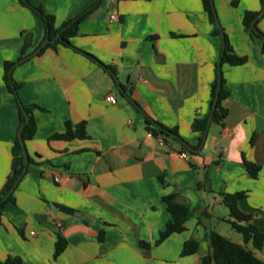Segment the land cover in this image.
Listing matches in <instances>:
<instances>
[{"label":"crops","instance_id":"1","mask_svg":"<svg viewBox=\"0 0 264 264\" xmlns=\"http://www.w3.org/2000/svg\"><path fill=\"white\" fill-rule=\"evenodd\" d=\"M30 2L54 17L55 28L79 20L78 32L70 46L55 44L16 65L23 50L29 56L45 42L46 25L20 0H0V192L21 129L6 63H15L21 103L40 107L33 112L36 133L25 142L30 163L1 211L0 263L20 257L24 264H202L214 231L264 261V247L231 232L223 198L246 192L238 208L264 234V42L243 25L246 12L263 10L262 0H214L234 53L247 57L243 65H222L229 93L223 124H209L223 40L201 0ZM258 21L264 33V15ZM207 116L200 143L193 122ZM147 120L179 138L161 145ZM67 121L85 122L86 138L51 139L66 132ZM246 163L262 167L257 178ZM173 193L191 214L184 232L157 245L172 218L163 197ZM60 236L68 246L55 259ZM190 239L200 249L182 256Z\"/></svg>","mask_w":264,"mask_h":264},{"label":"trees","instance_id":"2","mask_svg":"<svg viewBox=\"0 0 264 264\" xmlns=\"http://www.w3.org/2000/svg\"><path fill=\"white\" fill-rule=\"evenodd\" d=\"M20 2L28 7L33 8L44 20L47 30V38L50 39L49 44L46 48L42 49L38 54H41L45 51V49L49 47L55 46V44H61L64 46H70V38L77 35L78 32V23L79 20L75 22H68L63 24L60 28H55L54 17L45 15L40 9L35 8L30 0H20ZM205 11L209 16L210 22L215 26L214 34L220 36V28L216 22V17L214 14V10L212 7V0H201ZM262 6L264 8V0H262ZM261 11L258 12H246L243 25L245 32L250 36L252 40H261L264 42V33H262L257 25L259 21L256 22V27L260 31V34L256 33L253 29L252 23L259 16ZM60 34L62 40L57 37ZM225 34V32H224ZM26 49L23 50V53L19 59L26 58ZM223 52V50H222ZM221 63L230 64L232 66L243 65L247 62V57H240L236 55L230 45L228 36L225 34V50L221 53ZM15 63L8 62L5 66V75L4 80L8 90L15 95L14 88L19 90L18 83L13 80V84L11 83L9 73ZM218 64L216 67V77L212 84V100H211V110L214 107L215 100L218 95ZM225 80L222 77V89L219 93L218 103L216 105V109L213 116V122H217L223 124L224 118L227 116L228 111L223 108L222 102L225 100L229 93L224 87ZM17 97V96H16ZM20 107V121L21 127L26 123V115L25 112L30 116V122L26 125L23 131V140L26 142L32 139L36 133V122L33 117V112L35 109H40L38 105H23L19 98ZM148 130L156 137L160 136L164 139L170 137L168 133L165 131H169L173 133L176 137L179 138L177 130H168L162 126H159L158 129L152 127V122L147 120ZM208 125V116L204 119H195L193 122V129L197 132H202V138L200 143L204 138V134ZM67 130L64 134H55L51 137V139H61L71 141L74 139H84L86 138V129L85 122L73 125L70 121L66 122ZM14 163L12 168V173L9 178V181L5 188L0 192V202L3 198L12 190L15 183L19 179V177L23 174L24 169L26 168V158L23 152V148L21 145L20 138H18L14 149ZM31 160V159H30ZM246 167L248 169L249 175L253 178H257L259 171L261 170V166L246 163ZM246 192H236L233 194H223L224 203L230 209V216L232 218L230 222L232 228L240 233L246 244L252 242L253 246L257 250H261L264 247V234L259 232L257 227L253 224V215L245 214L241 212L238 208V203L246 197ZM13 200V194L0 205V225L2 224V209L7 205L8 202ZM164 202L168 205V210L172 215L171 220L168 222L165 230H163L160 234V238L157 241V245L164 242L171 235L176 233H182L186 230V222L188 217L191 214V206L187 203L180 202L178 200V195L176 193L167 195L163 197ZM71 211V210H70ZM209 240L211 245V252L202 258V264H264V261L259 259L255 253L248 249L246 246L233 242L229 238L222 236L218 232H211L209 234ZM148 245V244H147ZM68 242L63 237H59L58 241L55 245V254L54 258L57 259L67 248ZM149 246V245H148ZM200 249V244L196 239H190L185 242L182 256H189L196 254ZM2 264V263H0ZM3 264H24L22 258L20 257H8L7 260Z\"/></svg>","mask_w":264,"mask_h":264},{"label":"water","instance_id":"3","mask_svg":"<svg viewBox=\"0 0 264 264\" xmlns=\"http://www.w3.org/2000/svg\"><path fill=\"white\" fill-rule=\"evenodd\" d=\"M212 7H213V10H214V14H215V17H216V22L220 28V33H221V37H222V40H223V52L225 50V34H224V30H223V27L221 25V22H220V19H219V16H218V13H217V10H216V7H215V3H214V0H212ZM264 15V8L263 10L260 12L259 16L253 21L252 23V26H253V29L256 33L260 34V31L257 29L256 27V22ZM59 38L62 40L61 36L59 35ZM264 38V36H263ZM50 39L47 38L45 40V42L40 46V48L33 54L27 56L26 58L22 59L21 61H19L16 65L20 64V63H23L25 62L26 60L32 58L33 56L37 55L43 48H45L47 46V44L49 43ZM222 52V53H223ZM15 67V66H14ZM13 69L10 71V80H11V83L13 84V79H12V73H13ZM218 72H219V75H218V95H217V98L215 100V103H214V107L212 108L211 110V113H210V117H209V124L212 122V119H213V116H214V112H215V109H216V105L218 103V99H219V93L222 89V63H221V60L219 61V64H218ZM14 88V92H15V95L19 98V94L17 92V90L15 89V87L13 86ZM122 92L124 93V91L122 90ZM125 94V93H124ZM20 100V99H19ZM21 102V101H20ZM25 115H26V123L24 125H22L20 131H19V138H20V141H21V145H22V148H23V152H24V155H25V158H26V168L24 169L23 171V174L19 177V179L17 180V182L15 183L14 187L12 188V190L3 198V200L0 202V205L6 201L10 196L11 194L13 193V191L15 190V188L17 187L21 177L25 174V172L27 171V167L30 163V157H29V154H28V151H27V147H26V144H25V141L23 140V131L26 127V125L30 122V116L25 112ZM166 133H168L169 135H172V136H175L173 133L169 132V131H165Z\"/></svg>","mask_w":264,"mask_h":264},{"label":"built area","instance_id":"4","mask_svg":"<svg viewBox=\"0 0 264 264\" xmlns=\"http://www.w3.org/2000/svg\"><path fill=\"white\" fill-rule=\"evenodd\" d=\"M116 19H117V15H116V14H112V15L110 16V20H111V21H115ZM106 100H107L109 103H111V104H116V103H117V98H116V96H115L114 94H109V95H107V96H106ZM151 134H152V133H151ZM152 135H153V134H152ZM153 136H154V135H153ZM158 140H159V143H160L161 145H165V140H164L163 137H158ZM181 157L184 158V159H186V160H188V159H189V154L186 153V152H184V153L181 154Z\"/></svg>","mask_w":264,"mask_h":264},{"label":"rangeland","instance_id":"5","mask_svg":"<svg viewBox=\"0 0 264 264\" xmlns=\"http://www.w3.org/2000/svg\"><path fill=\"white\" fill-rule=\"evenodd\" d=\"M230 219V218H229ZM229 228H231V227H229ZM231 230V232L233 233V234H237L238 235V233L236 232V231H234L232 228L230 229Z\"/></svg>","mask_w":264,"mask_h":264}]
</instances>
